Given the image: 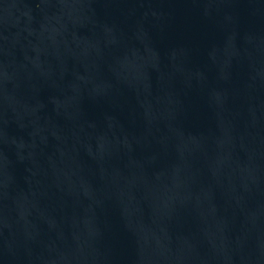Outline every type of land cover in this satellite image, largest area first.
Segmentation results:
<instances>
[{
    "label": "water",
    "instance_id": "obj_1",
    "mask_svg": "<svg viewBox=\"0 0 264 264\" xmlns=\"http://www.w3.org/2000/svg\"><path fill=\"white\" fill-rule=\"evenodd\" d=\"M0 264H264V0H0Z\"/></svg>",
    "mask_w": 264,
    "mask_h": 264
}]
</instances>
